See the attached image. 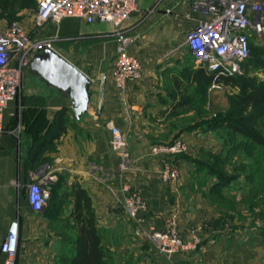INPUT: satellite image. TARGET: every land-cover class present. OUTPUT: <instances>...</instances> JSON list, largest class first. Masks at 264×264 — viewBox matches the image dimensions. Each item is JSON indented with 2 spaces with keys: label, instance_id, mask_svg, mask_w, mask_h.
<instances>
[{
  "label": "crops",
  "instance_id": "1",
  "mask_svg": "<svg viewBox=\"0 0 264 264\" xmlns=\"http://www.w3.org/2000/svg\"><path fill=\"white\" fill-rule=\"evenodd\" d=\"M155 4H158L156 9L149 13ZM207 18L205 13L191 9L188 0H137L136 12L123 26L131 39L128 53L139 62L141 73L135 81L123 86L114 80L115 40L92 43L76 49L69 57L55 51L89 80L87 108L78 118L68 91L51 85L33 70L31 58L21 75L23 122L20 129H14L19 109L14 102L2 116L0 245L13 220L19 223V243L26 245L44 240L52 224H74L69 217L73 209L70 193L77 184L91 199L101 236L112 231L120 250L135 251L133 264H264V237L251 232L216 237L204 233L196 249L178 251L165 258L151 244L132 237V226L117 206L124 195L118 187L121 181L140 191L146 202L147 212L142 219L145 228L161 230L166 220L174 217L185 243L191 242V235L201 233L200 221L206 208L200 205V197L193 196L194 204L185 200L190 194L182 187L183 183L177 186L180 175L177 183L165 181L161 174L164 161L151 156L149 149L174 138L188 144L193 140L178 125L181 118L189 115L184 87L188 89L191 82L199 84V77L206 72L190 62L189 51L184 46L185 35ZM43 28L49 35L60 37L105 35L114 30L109 23L87 25L76 18L64 19L58 25L46 23ZM62 109H67L65 131L52 141L56 149L54 156L46 155L47 146H44L43 152L30 164L33 134L44 136V122L52 124ZM39 113L44 120L42 126L34 123ZM111 126L119 129L127 140L130 163L123 170L118 168L119 160L111 150ZM195 142L198 146L202 144ZM48 157L53 162L51 172L58 173L59 186L69 193L63 203L67 200L69 203L49 210L51 216H46L44 208L35 217L27 205L26 194L40 174L36 173L42 166L40 163ZM113 171L118 173L115 186L110 182L116 178L111 175ZM32 230L37 234H30ZM3 260L0 254V264Z\"/></svg>",
  "mask_w": 264,
  "mask_h": 264
},
{
  "label": "rangeland",
  "instance_id": "2",
  "mask_svg": "<svg viewBox=\"0 0 264 264\" xmlns=\"http://www.w3.org/2000/svg\"><path fill=\"white\" fill-rule=\"evenodd\" d=\"M34 2L35 5L32 8L19 9L20 5H18L11 11L4 10L2 0H0V31L6 32L14 25L21 26L28 43L26 49H31L27 52L26 59L42 54L44 48H49L69 57L76 49H84L92 43L101 44L109 39L116 41V49L119 48L123 40H126L128 43L126 49H129L131 39L127 35L124 26L119 29L114 28L113 32L105 35L73 37H60L57 34L49 35L43 26L38 27L34 24L33 18L37 0H34ZM157 5L155 4L148 12H153ZM72 26L74 25L72 24ZM250 40L251 46L257 47L258 55H253L250 51L244 72L257 79L264 80V37H251ZM188 57L194 67L197 66L190 53ZM26 67L28 65L22 67L21 71L23 72ZM185 88L184 91H187L188 96L189 115L181 118L178 125L182 126L183 132L191 134L194 141L192 140L189 144L184 141L186 149L172 157V163L178 167L180 173L179 183L176 182L177 180L173 182L177 183V186L183 183L182 187L184 186V190L190 194L188 199L185 198V200H190V203L194 204L195 198L193 199V196H199L200 205H204L206 208V213L202 215L203 220L200 221L201 233L191 235V242L195 243L194 249L201 243L203 234L208 232L210 236L214 237L228 234L241 236L240 233L242 232H251L264 237V152L243 136L231 132L225 127V121L229 117L228 98L234 91L225 86L212 88L211 84L209 86H204L201 83L194 85L192 82L188 89ZM21 99L22 89L20 86L13 101L19 108L15 116V130L20 129L23 122L22 114H20L22 111ZM184 112H186V109H184ZM178 139L174 138L172 141ZM195 141L202 144L198 146ZM55 151L54 146H47L45 153L52 157ZM113 152L119 160L118 168L121 170L128 168L130 163L128 146V157L124 160L117 152ZM50 157L45 158L40 163L42 166L38 168L36 173L41 174L53 170V162ZM162 160L164 161V159ZM52 174L58 175L57 172H52ZM112 174L115 177L118 175L117 171L111 172ZM110 182L111 185H117V177L115 179L111 178ZM119 182L118 187L121 191H123V188L129 187V191L137 193L146 207L139 214L140 223H134L131 219H127L132 226V237L151 244L147 239V235L155 230L145 228L142 223V219L147 212L146 202L140 191L127 183ZM60 183V179L57 178L52 188L55 190V185L57 187ZM61 192L63 195L65 188L58 186L56 194L59 195ZM126 196L125 193L123 199L117 205L120 211H122V204ZM50 199L51 197L44 210L46 216L52 215L49 208ZM65 202H62V204L67 206L68 200ZM34 216L36 217L38 214H34ZM172 218L166 220L164 227ZM32 221H36V218ZM75 227V224L69 223L52 224L51 228L46 231L45 239L41 240L40 243L32 242L27 245L19 243L15 264H59L62 258L70 255ZM29 233L36 235L37 231L32 230ZM101 237L103 248L110 257L109 264H133L135 262L136 252L133 250L123 252L120 250L121 246L117 240L118 238H115L112 231L110 234L104 232ZM152 246L154 247V245ZM154 249L156 250L155 247ZM171 255L162 256L168 258Z\"/></svg>",
  "mask_w": 264,
  "mask_h": 264
},
{
  "label": "built area",
  "instance_id": "3",
  "mask_svg": "<svg viewBox=\"0 0 264 264\" xmlns=\"http://www.w3.org/2000/svg\"><path fill=\"white\" fill-rule=\"evenodd\" d=\"M188 3L191 9L205 13L208 18L199 21L185 35V46L197 66L214 75L211 87L220 88L219 77L242 74V65L249 58L251 37H264V0H188ZM136 10L137 0H37L33 20L36 26L42 27L46 23L58 25L64 19L76 18L87 25L109 23L119 29ZM27 44L19 25L6 32L0 31V132L3 129V112L20 89L22 67L31 60L26 59L27 52L31 50L26 49ZM127 44L123 40L117 49L114 80L118 86L135 81L141 73L139 62L126 49ZM110 135L111 149L126 159L128 145L125 136L112 126ZM185 149L186 144L180 139L153 145L149 149L151 155L164 159L161 174L165 181L178 179L179 169L172 163V157ZM56 179L52 172H44L29 186L26 201L32 213L44 210ZM123 193L127 195L122 204L123 214L132 222L140 223L139 214L146 208L140 196L130 192L129 187L123 188ZM147 239L163 256L195 248L193 241L184 242L174 217L163 229L150 232ZM18 247L19 223L13 220L0 245V254L4 256L2 264H15Z\"/></svg>",
  "mask_w": 264,
  "mask_h": 264
},
{
  "label": "trees",
  "instance_id": "4",
  "mask_svg": "<svg viewBox=\"0 0 264 264\" xmlns=\"http://www.w3.org/2000/svg\"><path fill=\"white\" fill-rule=\"evenodd\" d=\"M2 5L4 10L12 11L18 5H20L19 9L32 8L35 2L34 0H2ZM256 49L257 47H252L249 42V53L251 51L253 55H258ZM248 59L242 65L241 75L222 76L217 79V82L234 91L228 98L229 117L225 121V127L243 136L264 152V80L244 72ZM199 78V83L209 86L214 80V75L203 73ZM66 113L67 109H62L57 113L52 124L44 122V127H42L46 128L44 136L33 134L34 142L29 151L30 164L43 152L44 146H52V141L65 131ZM42 121L44 120L39 113L34 123L38 126ZM58 186L55 185V190L51 189V203L49 204L51 210L57 208L69 196L66 190L63 195L58 196L56 194ZM70 196L73 199V209L69 217L76 226L75 234L71 242L70 255L62 258L59 264H109L110 257L103 248L90 197L77 184L72 186Z\"/></svg>",
  "mask_w": 264,
  "mask_h": 264
},
{
  "label": "water",
  "instance_id": "5",
  "mask_svg": "<svg viewBox=\"0 0 264 264\" xmlns=\"http://www.w3.org/2000/svg\"><path fill=\"white\" fill-rule=\"evenodd\" d=\"M30 66L51 85L68 91L76 118L85 112L89 80L83 73L49 48L33 57Z\"/></svg>",
  "mask_w": 264,
  "mask_h": 264
}]
</instances>
